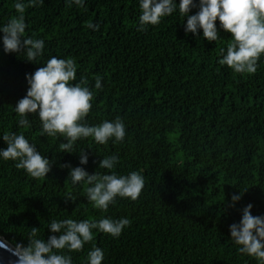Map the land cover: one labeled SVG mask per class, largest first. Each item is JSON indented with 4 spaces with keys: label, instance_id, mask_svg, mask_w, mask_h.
Here are the masks:
<instances>
[{
    "label": "trees",
    "instance_id": "trees-1",
    "mask_svg": "<svg viewBox=\"0 0 264 264\" xmlns=\"http://www.w3.org/2000/svg\"><path fill=\"white\" fill-rule=\"evenodd\" d=\"M16 2L0 0V27L18 15ZM174 2L176 11L143 30L140 0H84L83 7L44 0L26 7L25 36L45 41L36 63L23 53H5L0 32V149L7 147L6 132L23 133L55 160L48 176L36 179L0 157V236L9 244L26 246L32 226L47 239L53 219L127 218L131 224L118 238L93 230L95 239L82 251L67 253L73 264H87L93 244L105 253L102 264H258L238 252L230 225L241 221L248 204L253 216H264V55L254 74L221 65L231 34L220 29V39L210 42L202 29L199 37L186 33L187 18L180 0ZM53 56L74 58L76 82L89 81L95 99L87 123L121 118L122 142L80 139L67 153L59 149L62 136L41 135L38 114L29 115L31 127L19 126L15 105L27 93L26 75ZM96 75L102 77L99 90ZM83 150L86 165L80 164ZM113 154L119 157L114 171H139L145 186L135 201L117 197L105 212L87 200V185L73 184L60 165L103 173L108 170L98 169L99 162ZM69 195L75 203L65 202Z\"/></svg>",
    "mask_w": 264,
    "mask_h": 264
},
{
    "label": "clouds",
    "instance_id": "clouds-1",
    "mask_svg": "<svg viewBox=\"0 0 264 264\" xmlns=\"http://www.w3.org/2000/svg\"><path fill=\"white\" fill-rule=\"evenodd\" d=\"M43 2L28 0L25 4L17 0L14 7L18 15L0 27L5 53H23L27 61L34 63L43 55L45 41L25 36L27 24L24 15L26 7L42 5ZM73 3L83 7L84 0H66L69 7ZM139 7L140 30H143L144 26L157 25L162 18L171 15L176 11L177 3L174 0H140ZM197 7L199 11L190 15L192 9ZM179 12L187 18L186 33L199 37V30L202 29L203 38L210 42L220 39V29L231 34L226 54L219 61L221 65H227L237 74L256 73L258 62L264 55V0H198V3L196 0H180ZM86 26L94 30L100 27L92 22ZM43 65L26 75L29 85L27 93L15 105L20 127H31L29 115L38 114L42 125L41 135L62 136L66 142H61L59 149L67 153H74V145L80 139L93 138L98 144H106L113 138L117 143L124 140L126 127L119 117L114 121L105 120L99 125L87 123L86 117L93 107L95 93L86 78L82 77L76 82L77 65L74 58L53 56ZM94 79L95 89H102V77L96 75ZM2 138L7 147L0 149V157L17 161V169L25 170L36 179L46 177L52 171L55 160L42 155L23 133L6 132ZM79 156L80 164L86 165L89 160L86 150L81 151ZM118 163L119 157L113 154L99 162L98 169L108 170L103 173L97 170L90 174L84 167H73L70 163L61 164L60 167L70 170L69 178L73 184H86L87 200L95 208L106 212L110 205L115 204L117 197L135 201L145 186L144 176L139 171H132L128 175L117 174L114 168ZM245 191L239 195L233 194L231 206H235ZM64 199L66 203H75L76 200L71 195ZM252 208L253 205L248 204L243 209L241 221L230 225L231 239L239 245V253L254 257L258 264H264V216H253ZM130 224L127 218L106 217L98 221L53 219L48 227L53 234L47 239L38 238L40 229L32 226L26 246L16 243L13 247L0 239V247L17 257L15 264H73L72 256L67 253L82 251L85 244L95 239L93 230L118 238ZM104 258L103 249L93 244L87 255V264H102Z\"/></svg>",
    "mask_w": 264,
    "mask_h": 264
},
{
    "label": "water",
    "instance_id": "water-1",
    "mask_svg": "<svg viewBox=\"0 0 264 264\" xmlns=\"http://www.w3.org/2000/svg\"><path fill=\"white\" fill-rule=\"evenodd\" d=\"M0 239L4 240L1 236ZM16 259V256L12 255V253L5 250L3 247H0V264H15Z\"/></svg>",
    "mask_w": 264,
    "mask_h": 264
}]
</instances>
